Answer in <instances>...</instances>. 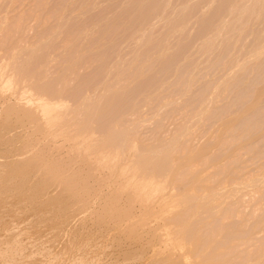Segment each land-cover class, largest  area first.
I'll return each instance as SVG.
<instances>
[{"label":"rangeland","instance_id":"374dc122","mask_svg":"<svg viewBox=\"0 0 264 264\" xmlns=\"http://www.w3.org/2000/svg\"><path fill=\"white\" fill-rule=\"evenodd\" d=\"M0 264H264V0H0Z\"/></svg>","mask_w":264,"mask_h":264},{"label":"bare ground","instance_id":"6f19581e","mask_svg":"<svg viewBox=\"0 0 264 264\" xmlns=\"http://www.w3.org/2000/svg\"><path fill=\"white\" fill-rule=\"evenodd\" d=\"M41 107H42V106H41ZM63 116H64V115H63ZM63 116H62V117H63ZM62 117H61V118H62ZM64 117H65V116H64ZM58 128H59V127H58ZM96 133H97V132H96ZM109 145H110V144H109ZM109 145H108V146H109ZM104 148H106V147H104ZM107 150H108V149H107ZM113 151H114V150H113ZM80 170H81V169H80ZM87 172H88V171H87ZM156 174H157V173H156ZM71 175H72V174H71ZM162 175H163V174H162ZM156 178H157V177H156ZM161 178H162V177H161ZM12 179H13V178H12ZM61 179H62V178H61ZM11 181H12V180H11ZM42 181H43V180H42ZM42 181H41V182H42ZM147 181H148V180H147ZM159 183H160V182H159ZM147 184H148V183H147ZM147 184H146V185H147ZM157 184H158V183H157ZM151 185H152V184H151ZM159 185H160V184H159ZM144 186H145V185H144ZM155 186H156V185H155ZM157 186H158V185H157ZM20 187H21V186H20ZM146 187H147V186H146ZM31 188H32V187H31ZM150 188H153V187H150ZM40 189H41V188H40ZM152 192H154V191H152ZM152 192H151V193H152ZM40 193H41V192H40ZM151 193H150V194H151ZM162 230H163V229H162ZM173 235H174V234H173ZM148 242H149V241H148ZM140 248H141V247H140ZM159 254H160V253H159ZM131 256H132V255H131ZM126 258H127V257H126ZM123 259H124V258H123ZM115 263H116V262H115ZM119 263H120V262H119Z\"/></svg>","mask_w":264,"mask_h":264}]
</instances>
